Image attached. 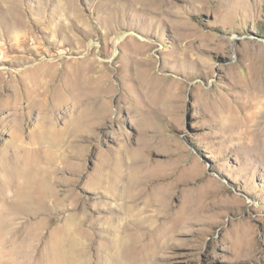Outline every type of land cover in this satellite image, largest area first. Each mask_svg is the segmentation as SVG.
I'll return each mask as SVG.
<instances>
[{"label": "rangeland", "instance_id": "rangeland-1", "mask_svg": "<svg viewBox=\"0 0 264 264\" xmlns=\"http://www.w3.org/2000/svg\"><path fill=\"white\" fill-rule=\"evenodd\" d=\"M262 115L264 0H0V218L22 141L45 180L25 254L0 264H52L61 232L73 264H106L109 224L73 214L124 228L140 210L145 241L182 219L148 264H264ZM71 117L59 149L45 124ZM110 162L123 197L89 186Z\"/></svg>", "mask_w": 264, "mask_h": 264}, {"label": "bare ground", "instance_id": "bare-ground-1", "mask_svg": "<svg viewBox=\"0 0 264 264\" xmlns=\"http://www.w3.org/2000/svg\"><path fill=\"white\" fill-rule=\"evenodd\" d=\"M59 96L60 94H57L54 96V98ZM51 121L52 120L49 119L47 120V123ZM250 122V127H254L255 131H258L260 127H263L262 130L264 129V115L258 116L257 120H252ZM84 124L85 121L76 120L71 117L65 128H58L53 125V123L51 125L45 124V126L57 141L59 149H61L64 142L69 141V139L75 136L76 133L73 136L75 129H82ZM251 128H249V130ZM34 137L38 139L36 135H34ZM19 149L20 151H23L24 154L20 156L15 168L14 177L15 181L17 182L15 199L9 202V204L14 207L16 212H11L12 214H15L13 217H10L7 220L4 219L3 215L0 218V238L2 240L0 243V257L12 256V254H16V256H22L25 254L24 249L20 247L21 241L23 239V233L25 232V227L28 222V217L25 216L27 207L26 205L29 206L31 202H40L44 192V176L40 175V173L36 171L37 169L34 167V163L29 160L28 154L30 149L26 147L25 144H23V141L19 144ZM111 164L112 162H110V165L108 163L104 166L102 165L101 170L93 179L90 180L89 186L94 190H99V192L104 195L111 194L115 197H123L124 189L127 188L124 183V176L122 171L117 166L111 167ZM111 169L113 171V175L111 174ZM156 200L158 199L156 198ZM153 202H155V198H153ZM133 206L135 205L133 204ZM134 210H136V206ZM129 211L131 212V209ZM141 213L142 210H140V214ZM3 214L7 216L5 213ZM12 214L8 215L12 216ZM140 214L136 215L134 222H131V224H128L125 221L127 224L125 223L126 225H124V228L121 227V224L119 223V225H115V218L104 219L99 217L97 219H93L89 216H86L85 214L80 216L77 213L73 214V223L75 222L76 225H74L78 227H82V224L87 221H89L91 224L106 221L109 224L108 228L106 229L108 234L105 235L106 244H104L106 264H148L155 260V256L157 255L159 247L165 245L168 241L170 243L172 235L180 229L182 219L179 218L178 220H166L163 222V225L159 230H156L155 227L154 232L152 231L151 234L148 235L149 240L145 241L144 239H140L141 235L144 234L142 229L147 224L149 225V223L153 224L155 220L152 215H149L148 217H141ZM12 245L14 246V250L9 249V247ZM66 245L65 237L62 236L61 232L60 236L57 237L54 242V260L52 264H73V261L75 260L73 259V253H71L73 250L69 251Z\"/></svg>", "mask_w": 264, "mask_h": 264}]
</instances>
